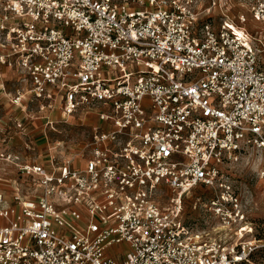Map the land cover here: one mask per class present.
I'll return each mask as SVG.
<instances>
[{
  "label": "built area",
  "instance_id": "obj_1",
  "mask_svg": "<svg viewBox=\"0 0 264 264\" xmlns=\"http://www.w3.org/2000/svg\"><path fill=\"white\" fill-rule=\"evenodd\" d=\"M235 1L236 22L224 0H0L14 126L59 111L89 127L62 159L0 150L17 178L0 189V264L248 261L259 245L241 242L249 202L229 174L251 157L264 192V32L244 26L264 22V0ZM198 187L238 243L185 223Z\"/></svg>",
  "mask_w": 264,
  "mask_h": 264
},
{
  "label": "rangeland",
  "instance_id": "obj_2",
  "mask_svg": "<svg viewBox=\"0 0 264 264\" xmlns=\"http://www.w3.org/2000/svg\"><path fill=\"white\" fill-rule=\"evenodd\" d=\"M235 3V0H224L227 10L224 11L234 22H236V16L240 12ZM246 18L244 26L247 32L253 35L264 32V22L253 20L249 14H246ZM3 111L0 110V117L3 116L6 110ZM34 112L32 114L34 122L23 125V129L20 131L14 125H2V122H0V149L10 148L12 151L17 152L21 158L26 159L39 156L44 159L48 149H56V151L60 152L58 157L62 159L66 156H71L70 150L75 152L84 143L88 134V126H83L76 120L64 123L59 111H54L51 115L48 111ZM12 114L19 115L20 112L13 110ZM48 114L53 120L52 125H46V120L42 118ZM8 132L11 133L9 136L6 135ZM2 134L6 135L3 142ZM42 136H45V139ZM246 160H249L248 164H240L230 170L229 179L242 193L243 200L245 198L249 202L246 225L250 232L244 235L241 242H256L259 245V248L249 254L248 261L244 264H264V192L261 190L255 174L256 165L254 159L250 157ZM0 168L6 172L5 175H2L3 173L0 169V175L4 176V178H0V187L7 190L13 188V180L17 179L15 169L12 166L2 164H0ZM213 195L211 190L206 192L202 187L195 188L186 195L183 198L182 213L185 223H189L194 232L207 233V238L203 239L220 242L226 240L228 243H238L236 238L224 237V231H222L219 222L211 216L208 207H206L207 201L212 199Z\"/></svg>",
  "mask_w": 264,
  "mask_h": 264
},
{
  "label": "crops",
  "instance_id": "obj_3",
  "mask_svg": "<svg viewBox=\"0 0 264 264\" xmlns=\"http://www.w3.org/2000/svg\"><path fill=\"white\" fill-rule=\"evenodd\" d=\"M0 75H1V78L6 82V86L9 88L10 87V81L12 80V79H15V73L11 70V69H8L7 67H5V66H1L0 67ZM0 78V79H1ZM0 110H6L5 112H4V114H3V116L2 117H0V122H2V125H6V124H8V125H14L13 123H14V119L15 118H20V116L22 115L21 114V112H20V109L18 108V107H12V106H10L9 104H7V102H6V100H4L3 98L1 99V104H0ZM13 110H15L16 112H20V114L19 115H13L12 114V111ZM5 114H7V115H5ZM6 116H8L7 118H6ZM34 118V117H33ZM35 120V119H34ZM94 120V122H95V119H93ZM33 120H30V121H26L25 122V124H28V123H33L32 122ZM76 121H79L80 122V124H82L83 125V122L82 121H80V120H76ZM35 123H36V121H35ZM24 124V125H25ZM40 125V124H39ZM20 133V132H19ZM11 133L10 132H8V133H6V135H10ZM6 135L5 134H2V137H3V139H2V141H4V139H5V137H6ZM44 139H45V136H42ZM0 148H1V144H0ZM0 150H7V151H9V152H11V153H13V154H17V152H15V151H12L10 148H3V149H0ZM49 151V150H48ZM47 156H48V154L46 153L45 154V156H44V159L41 157V156H39V157H36V159L37 160H45L46 158H47ZM27 157V156H26ZM31 158V157H30ZM0 189H3L2 187H0Z\"/></svg>",
  "mask_w": 264,
  "mask_h": 264
},
{
  "label": "trees",
  "instance_id": "obj_4",
  "mask_svg": "<svg viewBox=\"0 0 264 264\" xmlns=\"http://www.w3.org/2000/svg\"><path fill=\"white\" fill-rule=\"evenodd\" d=\"M244 263H246V262H240V263H238V264H244Z\"/></svg>",
  "mask_w": 264,
  "mask_h": 264
}]
</instances>
